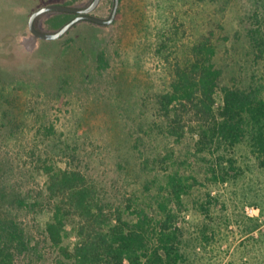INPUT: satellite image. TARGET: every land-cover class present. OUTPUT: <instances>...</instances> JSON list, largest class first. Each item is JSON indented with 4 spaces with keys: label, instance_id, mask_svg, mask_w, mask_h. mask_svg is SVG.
Masks as SVG:
<instances>
[{
    "label": "rangeland",
    "instance_id": "rangeland-1",
    "mask_svg": "<svg viewBox=\"0 0 264 264\" xmlns=\"http://www.w3.org/2000/svg\"><path fill=\"white\" fill-rule=\"evenodd\" d=\"M66 1L0 0V200L12 188L27 203L39 199L44 178L34 158L48 143L43 127L53 125L56 136L76 142L79 157L90 160L104 196L120 204L136 193L153 205L158 182L142 155L151 161V154L167 146L145 124L153 119L154 95L168 79L165 58L173 62L209 34L221 85L246 87L264 73L249 40L251 32L264 30V0H119L111 25L79 22L57 40L34 38L28 30L31 13ZM112 5L113 0H100L92 15L107 19ZM55 16L41 15L37 28L57 31L50 28L60 21ZM98 56L105 63L99 71ZM232 153L241 173L212 187L207 217L198 207L210 190L203 177L213 159L209 154L207 160L197 158L198 184L179 219L187 264H264V175L245 147L227 155ZM129 155L137 159L126 164L122 159ZM116 157H122V169L113 167ZM3 213L15 215L33 239L48 219L39 208ZM203 225L207 234L202 236Z\"/></svg>",
    "mask_w": 264,
    "mask_h": 264
},
{
    "label": "trees",
    "instance_id": "trees-1",
    "mask_svg": "<svg viewBox=\"0 0 264 264\" xmlns=\"http://www.w3.org/2000/svg\"><path fill=\"white\" fill-rule=\"evenodd\" d=\"M79 1L67 0L63 5L74 7ZM73 15L56 13L60 21L50 28L59 30ZM46 24L49 27V21ZM249 40L264 67V30L251 32ZM215 54L216 45L206 34L173 62L165 58L168 79L154 95L153 119L145 124L167 146L162 153L151 154V161L148 154L142 155L143 165L151 163L158 182L153 205L140 201L136 193L120 204L104 196L103 183L89 169L90 160L79 157L76 142L56 136L53 125L43 127L48 143L34 158V168L44 178L39 199L27 203V197L12 188L0 200L4 202L0 264H187L179 219L198 184V156L202 161L207 160L205 154L213 159L203 177L210 190L198 207L206 217L213 205L212 187L241 173L233 153H227L245 147L264 175V73L253 76L244 88L222 86V71L213 63ZM104 66L98 56L97 70ZM129 157H116L113 167L122 169V160L131 164L137 159ZM5 208H39L48 219L33 239L15 215L3 213ZM203 229L202 236L207 234L206 225Z\"/></svg>",
    "mask_w": 264,
    "mask_h": 264
},
{
    "label": "water",
    "instance_id": "water-1",
    "mask_svg": "<svg viewBox=\"0 0 264 264\" xmlns=\"http://www.w3.org/2000/svg\"><path fill=\"white\" fill-rule=\"evenodd\" d=\"M100 0H92L87 6L78 8V7H67L64 5H48L41 7L31 13L28 19V30L32 34V36L36 39L44 40V41H54L61 38L65 35L75 24L81 21L91 22L101 26L111 25L115 19L119 0L113 1V7L111 13L107 19H100L92 15L93 11L97 8ZM46 13H73L77 14L71 21L62 26L59 30L48 33L40 31L35 26V20L43 14Z\"/></svg>",
    "mask_w": 264,
    "mask_h": 264
},
{
    "label": "flooded vegetation",
    "instance_id": "flooded-vegetation-1",
    "mask_svg": "<svg viewBox=\"0 0 264 264\" xmlns=\"http://www.w3.org/2000/svg\"><path fill=\"white\" fill-rule=\"evenodd\" d=\"M92 2V1H91ZM90 2V3H91ZM56 14V13H55ZM77 16V14H75V15H73V16H71L70 18H71V20L74 18V17H76ZM35 26H36V28H37V25L35 24ZM38 29V28H37Z\"/></svg>",
    "mask_w": 264,
    "mask_h": 264
}]
</instances>
